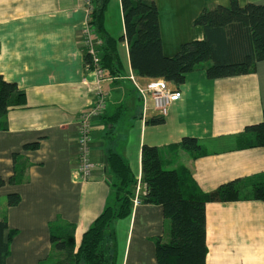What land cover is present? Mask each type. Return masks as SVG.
<instances>
[{
	"label": "crops",
	"instance_id": "obj_1",
	"mask_svg": "<svg viewBox=\"0 0 264 264\" xmlns=\"http://www.w3.org/2000/svg\"><path fill=\"white\" fill-rule=\"evenodd\" d=\"M154 2L167 58L175 57L187 43L204 40L203 28L194 22L206 4L231 5V0ZM238 2L242 7L264 5V0ZM114 3L120 37L112 35L106 20ZM92 7V0L90 5L89 0H0V76L25 95L24 105L10 109L0 129V179L6 182L0 187V219L7 217L8 230L18 232L6 264L63 260V253L54 252L50 240V225L57 220L73 225L76 244L81 242L95 220L114 204L108 165L111 148L128 163L136 187L141 188L140 199L146 194L142 183L145 145L163 152L170 169H188L204 193L234 181L251 186L264 180V147L242 146L249 142L242 137L252 136L247 129L264 118V61L249 75L212 80L205 70H198L189 73L178 88L167 82L181 97L162 124L150 125L149 121L162 117L149 99L144 116L145 102L129 77H135L140 86L154 79L133 72L126 40L117 46L123 76L104 83L107 108L93 121L90 159L94 171L88 181L79 179L78 120L95 102V77L86 69L82 44ZM104 28L115 40L125 35L120 0L110 1ZM107 136L115 139L108 141ZM186 137L210 141L209 153L195 160L177 150L175 146ZM34 143H39L37 150L24 149ZM14 155L29 164L22 185L8 183L14 175ZM14 194L20 196V204L8 207V196ZM114 228L116 264H157L155 240H169V222L161 206L141 202L133 206L130 217L115 222ZM206 242V264H264V201L207 203Z\"/></svg>",
	"mask_w": 264,
	"mask_h": 264
},
{
	"label": "trees",
	"instance_id": "obj_2",
	"mask_svg": "<svg viewBox=\"0 0 264 264\" xmlns=\"http://www.w3.org/2000/svg\"><path fill=\"white\" fill-rule=\"evenodd\" d=\"M111 0H92L89 26L101 41L100 58L105 75L120 79L122 62L118 41L126 40L133 72L141 78L162 79L175 87L186 81L189 73L205 70L209 79L244 76L255 73L258 63L264 61V5L240 6L231 0L229 8L206 4L194 24L203 28L202 41L187 43L173 58L162 51L159 11L154 0H120L125 35L119 40L108 36L104 17ZM99 51V50H98ZM85 62L90 58L85 54ZM25 103V95L15 83L0 76V129L8 111ZM163 118L149 121L162 124ZM252 136L243 147H264V118L262 123L247 129ZM115 136H107L109 141ZM247 142V140H246ZM209 142L186 137L175 146L193 159L209 153ZM39 143L29 144L26 150H37ZM14 175L11 185L27 181L29 164L19 155L13 156ZM108 165L114 188V204L108 206L83 234L81 242L75 241V227L57 220L50 225V240L54 252H62L63 260L54 264H116L118 241L114 223L130 217L132 199L137 182L126 160L114 149L108 150ZM142 183L146 194L141 202L161 206L169 222V240H155L157 264H206V204L242 200L264 201V180L251 186L234 181L211 193H204L192 180L186 168L170 169L165 154L157 147L142 148ZM6 184L0 179V187ZM8 207L20 204L19 195H9ZM8 231L7 237L6 232ZM18 232L8 230L7 217L0 219V264H6L13 239ZM43 264V263H42Z\"/></svg>",
	"mask_w": 264,
	"mask_h": 264
},
{
	"label": "built area",
	"instance_id": "obj_3",
	"mask_svg": "<svg viewBox=\"0 0 264 264\" xmlns=\"http://www.w3.org/2000/svg\"><path fill=\"white\" fill-rule=\"evenodd\" d=\"M91 0H89L90 5ZM83 47L90 58V62L86 63V69L95 77L94 80V95L95 102L93 106L84 113L78 120L79 123V153L77 175L80 180L88 181L94 171L95 165L91 162V142H92V127L93 121L101 117L107 108L106 93L103 90V85L109 79L105 75V71L101 66V58L98 53V47L101 46V41L96 39L93 29L89 26V17L83 28ZM129 79L133 82L138 90L141 98L145 102L144 116L147 115L149 108L146 106L147 100H151L154 111L165 118L168 115L172 104L177 102L181 94L170 88L169 84L164 80H154L146 86H140L135 77L130 76ZM141 188L136 187V197L133 201L134 206L141 203L140 199Z\"/></svg>",
	"mask_w": 264,
	"mask_h": 264
},
{
	"label": "rangeland",
	"instance_id": "obj_4",
	"mask_svg": "<svg viewBox=\"0 0 264 264\" xmlns=\"http://www.w3.org/2000/svg\"><path fill=\"white\" fill-rule=\"evenodd\" d=\"M106 20L109 23V25L111 26L112 35H114L116 37H118V36L120 37V35H121L120 17H119L118 7H117L116 3H114V5L111 6L109 13L106 14ZM108 79H110V78H108ZM90 179H91V177H90ZM132 205L134 206L133 203H132Z\"/></svg>",
	"mask_w": 264,
	"mask_h": 264
}]
</instances>
